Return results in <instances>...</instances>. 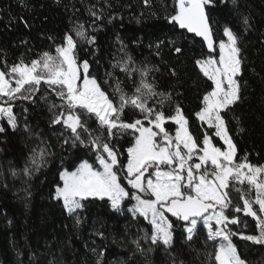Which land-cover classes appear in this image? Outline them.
Segmentation results:
<instances>
[{
  "label": "trees",
  "instance_id": "1",
  "mask_svg": "<svg viewBox=\"0 0 264 264\" xmlns=\"http://www.w3.org/2000/svg\"><path fill=\"white\" fill-rule=\"evenodd\" d=\"M206 11L214 51L201 38L166 19L174 14V0H149L147 6L144 0H0V70L7 71L6 65L10 67L21 59L30 62L45 51L54 54L56 45L71 33L77 40L78 60L89 62L91 75L110 96L116 80L109 78L108 72L121 81L125 91L132 92V79L113 68L118 60L130 56L136 67L153 69L148 79L157 92L171 94V102L164 104L165 114H173L179 104L189 120L190 131L202 139L208 129L195 112L202 107L203 95L211 91L212 82L195 62L217 55L216 45L224 39L223 29L228 26L239 37L241 99L221 115L236 144L237 160L247 156L250 163L263 164L264 0H213ZM245 17L247 26L243 23ZM80 24L89 36H95L93 44L75 36ZM122 45L124 53L120 51ZM176 48L181 51L176 52ZM135 79H139L138 74ZM33 100L12 102L17 129L0 120L5 127L0 133V264H97L100 252L104 253L101 264H214L217 241H209L201 225L188 241L177 224L173 243L165 246L143 238L145 231L151 234L143 217L134 216L125 207L112 210L106 200L90 198L83 202V208L69 215L62 202L53 198L60 183L59 172L71 170L84 160L97 166L96 153L79 142L73 145L69 130L50 123L53 114L49 105H59L61 101L47 85L40 86ZM154 103L149 101L150 106ZM122 119L132 122L142 117L137 110L127 108ZM88 127L93 136H101L115 147L125 165L127 148L134 140L132 133L108 138L94 119L88 120ZM165 127L169 133L175 130L173 122H167ZM81 138L87 142V133L82 132ZM214 143L221 145L218 138ZM40 148H45L47 155L39 168L33 167L31 176H26L22 169L33 149ZM13 171L18 174L14 176ZM238 215L240 222L229 225L232 231L256 234L255 220ZM232 239L247 264H264V245L239 236ZM137 240L140 250L133 243Z\"/></svg>",
  "mask_w": 264,
  "mask_h": 264
},
{
  "label": "snow or ice",
  "instance_id": "2",
  "mask_svg": "<svg viewBox=\"0 0 264 264\" xmlns=\"http://www.w3.org/2000/svg\"><path fill=\"white\" fill-rule=\"evenodd\" d=\"M144 3L147 6L149 0ZM212 4L213 0H174V14L166 19L179 29L201 37L207 48L214 51L213 31L206 11ZM243 23L248 25L247 17ZM223 35L226 40L219 41L218 58L209 55L195 62L203 76L212 82L211 91L203 95L202 107L195 112L201 124L207 125L202 139L190 131L189 120L179 104L173 114H165L164 104L171 102V94L157 92L155 84L148 79L153 69L136 67L130 56L118 60L113 68H119L126 78L132 79L133 90L125 91L121 81L108 72L106 75L116 80L110 96L96 76L91 75L89 62L78 60L77 40L71 33L65 34L63 42L56 45L55 54L45 51L30 62L21 59L10 67L6 65L7 71L0 70V120L17 129L12 102L33 100L40 86L47 85L61 101L59 105H49L53 114L50 123L70 130L73 145L79 142L91 147L99 165L84 160L75 170L64 169L59 173L62 186H56L53 198L62 202L69 215L83 208V202L90 198L106 200L115 211H121L125 201H134L129 211L143 217L151 226L150 236L145 231L144 239H150L153 244L171 245L179 224L186 239L191 241L202 223L207 239L219 240L213 253L214 264H247L232 238L239 236L264 245V165L250 163L247 156L237 160L236 144L221 115L241 99L238 77L242 71L239 37L228 26L224 27ZM75 36L87 44L95 42V36H89L82 24L76 26ZM120 51L124 53L123 45ZM175 51L179 53L181 49ZM150 100H155L151 106ZM127 108L137 110L142 119L123 120ZM91 119L107 132L108 138L132 133L134 142L127 148L126 165L121 164L120 153L114 146L101 136L92 135L88 127ZM169 121L174 122V135L165 127ZM4 131L5 127L0 125V133ZM82 132L87 133V142L81 138ZM217 138L222 141L220 146L214 143ZM46 155L45 148L33 149L23 173L31 176L32 168L38 169ZM122 180H126V185ZM237 185L246 186L247 190ZM233 189L242 205L234 204L230 195ZM228 211L252 217L256 234L233 232L229 225L240 221L237 216L227 215ZM76 222L79 223L78 218ZM133 243L140 250L139 241ZM103 255L100 252L97 264H101Z\"/></svg>",
  "mask_w": 264,
  "mask_h": 264
},
{
  "label": "rangeland",
  "instance_id": "3",
  "mask_svg": "<svg viewBox=\"0 0 264 264\" xmlns=\"http://www.w3.org/2000/svg\"><path fill=\"white\" fill-rule=\"evenodd\" d=\"M224 39L226 40V37H224ZM218 45H219V42L217 43V45H216V49H217V55H215V57L216 58H218V56H219V47H218ZM210 51H213V50H210ZM55 54V53H54ZM212 55V54H211ZM212 56H214V55H212ZM207 58V57H206ZM198 68H199V66H198ZM203 74V73H202ZM6 99V98H5ZM169 122H171V121H169ZM174 123V122H173ZM206 125V124H205ZM146 126H148V125H146ZM207 126V125H206ZM70 131V130H69ZM170 134H172V135H174L175 134V130H174V132L173 133H170ZM133 142H134V140H133ZM132 142V143H133ZM221 144H222V141H219ZM217 146H220V145H217ZM81 162H83V161H81ZM80 162V163H81ZM79 163V164H80ZM126 163H127V161H126ZM126 163H125V165H126ZM79 164H77L73 169H71V170H69V171H72V170H75V168L79 165ZM260 165H264V163L263 164H260ZM99 165H98V162H97V166L96 167H98ZM64 169H62L61 171H63ZM60 171V172H61ZM59 172V173H60ZM59 181H60V178H59ZM124 184L126 185V180H124ZM58 185H60V186H62V181H60V183L58 184ZM237 187H244L245 188V190H247V187L246 186H239V185H237ZM56 188V187H55ZM230 195L232 196V198H233V202H234V204H236V203H239V204H241L242 205V201H240L239 200V194L233 189L232 191H231V193H230ZM132 203H134V201H125V203L123 204V206L122 207H125L128 211H129V209H130V207H131V204ZM255 207H257L258 208V206H255ZM130 212V211H129ZM227 215H229L230 217H231V215L230 214H233L232 216H237L238 218H239V215L238 214H243L242 212L241 213H235V212H232V211H228L227 213H226ZM244 215V214H243ZM169 216H170V214H169ZM204 229H205V231H206V233H207V230H206V228L202 225V223L200 224ZM151 227V226H150ZM219 243V240H217V244Z\"/></svg>",
  "mask_w": 264,
  "mask_h": 264
},
{
  "label": "water",
  "instance_id": "4",
  "mask_svg": "<svg viewBox=\"0 0 264 264\" xmlns=\"http://www.w3.org/2000/svg\"><path fill=\"white\" fill-rule=\"evenodd\" d=\"M192 34V33H191ZM194 35V34H193ZM197 37V36H196ZM199 38H201V37H199ZM202 39V38H201Z\"/></svg>",
  "mask_w": 264,
  "mask_h": 264
}]
</instances>
